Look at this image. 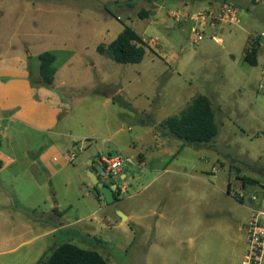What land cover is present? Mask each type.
I'll use <instances>...</instances> for the list:
<instances>
[{
  "label": "rangeland",
  "instance_id": "1",
  "mask_svg": "<svg viewBox=\"0 0 264 264\" xmlns=\"http://www.w3.org/2000/svg\"><path fill=\"white\" fill-rule=\"evenodd\" d=\"M155 1L166 3L164 21L150 17ZM229 1L240 25L209 27L195 43L193 23L179 22L174 14L207 11L208 5L185 13L182 0H0V58L27 59L37 82L38 56H56L63 131L16 126L0 137V264H37L65 242L99 252L108 264L242 263L251 209L264 206V95L258 89L264 47L256 66L244 56L248 39H259L254 34L264 23L251 22L259 10L253 0ZM125 26L145 39L147 52L139 64H120L98 51ZM200 95L211 100L220 131L211 143L189 145L161 123ZM68 133L90 138L85 150L73 151L79 154L74 161L66 150L73 144ZM51 143L67 160L64 166L54 163L55 172L38 161ZM139 153L147 166H129L132 174L122 184L127 193L113 203L103 195L98 199L85 157H132L138 163ZM163 162H173L179 178L189 180V191L182 201L169 196L163 228H150L152 192L165 191L160 181L150 186L162 174L152 168ZM243 178L256 184L243 187ZM243 189L241 203L234 194ZM119 212L137 220L120 223Z\"/></svg>",
  "mask_w": 264,
  "mask_h": 264
},
{
  "label": "crops",
  "instance_id": "2",
  "mask_svg": "<svg viewBox=\"0 0 264 264\" xmlns=\"http://www.w3.org/2000/svg\"><path fill=\"white\" fill-rule=\"evenodd\" d=\"M230 2L229 0H225ZM222 0H182L181 5H184L186 12H190V8H200L202 5H208V9L217 10L225 2ZM253 6L259 8V10L253 12V17L251 22L253 23H264V2L263 0H253ZM231 3V2H230ZM166 3H159L157 1L149 4V10L152 11L150 17L164 21L163 9ZM171 6V5H169ZM179 5H172L171 7H178ZM185 22V21H184ZM183 22V23H184ZM254 35L259 36L260 46L264 45V30L255 31ZM254 33V32H252ZM250 33V34H252ZM144 39V37H143ZM145 40V39H144ZM260 52V50H259ZM259 57V53H258ZM258 64H259V59ZM58 69L55 76V82L50 88L43 87L41 85H34L35 81L31 79L29 74V61L23 57L12 56L0 58V137L8 136L11 132H16V126H22L27 129H32L39 133H53L56 135H62L63 131L58 130L60 120L62 117L61 105L62 101L60 100L59 92L56 91L58 87ZM156 135V134H154ZM66 136L73 137L72 141V150L66 149L68 154H71L70 159L74 161L78 159L79 154H76L75 149L78 148L79 151L85 150L84 141L90 140L87 135L84 134H72L68 133ZM156 137V136H155ZM81 138V140H79ZM175 138V137H174ZM171 137V139H174ZM199 146V145H198ZM2 145H0V150ZM102 155V154H98ZM96 155L94 158L91 155H87L84 160V164L89 163L90 160L95 161ZM175 156V155H174ZM139 157V167L145 164L147 166V159L142 154H138ZM39 163L42 164V167L47 170H52L53 164L61 163L63 166L67 164V160L64 158L60 147L54 143H51L44 149H41L39 153ZM1 162V161H0ZM141 166V167H142ZM3 164L0 163V170H2ZM145 169V168H144ZM142 169V170H144ZM141 170V171H142ZM152 170L155 173L162 172V174L156 175L150 184L160 181L164 185V199L161 195L163 189H157L155 192H152V197L154 198L151 208V214L155 221L151 224L150 228H163L162 223L166 221V212L168 206L170 205L169 196L174 194L178 197L177 200L182 201V197L185 194H188L189 191V180L183 177L179 178V175L182 174L180 171L174 167L173 162H163V164H153ZM126 174H132L130 170ZM176 175V177H168L167 175ZM124 176V175H123ZM126 179V178H125ZM40 186V184H38ZM231 186V184H229ZM231 191V189H230ZM173 194V195H172ZM98 199H102V196H98ZM183 207V204L181 205ZM252 213V212H251ZM126 216L125 220L120 219V223L130 222L134 219L137 220V216L131 213H123ZM251 216V214H250ZM52 217H57V213ZM250 218V217H249ZM249 220V219H248ZM118 220H115L117 222ZM62 226V224H61ZM49 252V251H48ZM47 253V251H46Z\"/></svg>",
  "mask_w": 264,
  "mask_h": 264
},
{
  "label": "trees",
  "instance_id": "3",
  "mask_svg": "<svg viewBox=\"0 0 264 264\" xmlns=\"http://www.w3.org/2000/svg\"><path fill=\"white\" fill-rule=\"evenodd\" d=\"M147 17V13H140ZM259 39H248L244 61L251 66L258 64L260 50ZM99 53H107L115 62L120 64H139L144 60L147 45L141 35L129 26H125L118 37L108 46L99 47ZM40 61L39 80L34 83L46 88L53 86L57 68L56 56L52 52H45L38 56ZM31 77V76H30ZM32 79V78H31ZM174 137L189 145H203L213 142L219 135V125L216 122L215 111L211 100L207 96L196 97L191 105L183 110L179 116L171 117L161 123ZM2 163V162H0ZM95 161H93V166ZM255 183L254 180L242 179L243 185ZM98 196H102L100 189L94 186ZM119 190V189H118ZM230 190V185H229ZM119 192H115V201L119 200ZM241 203L244 200L238 199ZM37 264H108L103 256L95 251L77 246L74 243L65 242L47 252Z\"/></svg>",
  "mask_w": 264,
  "mask_h": 264
},
{
  "label": "built area",
  "instance_id": "4",
  "mask_svg": "<svg viewBox=\"0 0 264 264\" xmlns=\"http://www.w3.org/2000/svg\"><path fill=\"white\" fill-rule=\"evenodd\" d=\"M174 15L179 22L181 18H186L193 23L191 31L194 35L195 43H199L204 39L205 32L209 27L215 28L223 25L238 26L241 22L237 7L227 1H225L218 10H198L192 14H186L184 16L181 14ZM213 40L216 43L222 44V39L220 38L213 37ZM254 40L257 39L255 38ZM262 47H264V45H262ZM258 89L259 92L264 95V67L262 69V79L259 83ZM71 160H73V157ZM131 165L139 167V162L136 163L132 157L100 156L98 159H95V164L93 167L94 172L100 181L110 180V185H112L118 178L122 177L123 175L126 176V172L129 170V166ZM122 184L119 185L115 191L119 192V197L127 193V188L122 186ZM242 186L244 187L243 182ZM231 188L233 189L232 186H230V189ZM234 195L237 199L244 201L246 199L244 189L242 191L235 192ZM251 200L257 203L259 201L255 196ZM251 212V216L246 225L247 251L241 264H264V206L252 208Z\"/></svg>",
  "mask_w": 264,
  "mask_h": 264
},
{
  "label": "water",
  "instance_id": "5",
  "mask_svg": "<svg viewBox=\"0 0 264 264\" xmlns=\"http://www.w3.org/2000/svg\"><path fill=\"white\" fill-rule=\"evenodd\" d=\"M89 167L90 169L87 172L93 186H97L100 189L102 195L104 196L105 200L108 203L115 202V191L117 190V187L121 185L125 180V178L130 176V174H126V176H122L118 178L112 185H106L105 183L101 182L100 179L95 174L94 168H92L93 167L92 160H90ZM119 213L122 220H125L126 216L122 212Z\"/></svg>",
  "mask_w": 264,
  "mask_h": 264
}]
</instances>
